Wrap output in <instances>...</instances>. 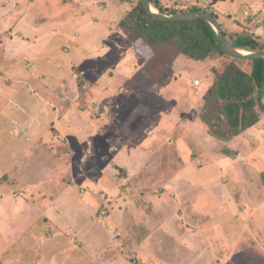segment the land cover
Masks as SVG:
<instances>
[{
    "label": "rangeland",
    "instance_id": "374dc122",
    "mask_svg": "<svg viewBox=\"0 0 264 264\" xmlns=\"http://www.w3.org/2000/svg\"><path fill=\"white\" fill-rule=\"evenodd\" d=\"M162 1L178 10L190 6L210 10L223 2L222 12L219 10L221 13L217 15L227 31L240 32L238 24L248 23L251 19L250 30L256 27L264 29V0ZM134 4L135 1L122 0H0V80L9 75L11 66H15V72H11L13 81H26L24 85L20 84L15 94L12 87L0 86V264H34L33 255L38 251L41 253V250L39 246L35 250H30V247L34 245L33 238L38 237L45 220V217L40 218L41 222H35L31 232L20 234V218L16 219L15 214L10 216L11 208L5 205L4 198L27 201L33 197V201H36V187L47 190L44 191L46 195L54 196L56 192L62 191L57 183L60 181L65 184V188L62 186L64 194L67 192L73 200L84 196L82 187L105 190L114 196L111 203L98 196L86 195V199L94 204L95 218L108 226L110 235H116L114 248L119 251L111 248V245H106L105 251L108 255L112 251L120 253L121 264L211 263L215 252L213 247L206 250L207 242H216L219 249L223 243L232 247L231 244L236 245L234 240L239 235L242 240L251 241L256 247L247 250L242 248L248 242L239 246L242 248L239 251L248 254L247 261H241V264H264V185L259 190L253 180L239 182L237 177L229 180L233 184H226L222 176L226 172L231 175L228 167H221L216 159L204 164V129L201 127H194L190 131L193 134L188 132L186 137H182V133L162 137L158 133H150V130L148 135H144L149 125L155 129L161 116L172 113L180 116L186 102L201 99L213 69L220 67L225 57L198 61L182 55L180 60L185 61L183 68L174 71V67L170 71L165 68L158 77L147 73L146 58L136 52L127 31L119 26ZM246 10L250 17L244 14ZM227 21L231 28L226 27ZM9 39H19L22 43L12 51H7L6 40ZM210 60L214 64L213 68L209 65ZM136 73L135 79L129 82L134 87L133 91L131 88L109 91L108 96L113 94L115 97L113 102L105 95L109 84L106 87L104 85V89L99 92L92 89L102 75L112 79L119 74V80L124 81L125 77L134 78ZM71 74L81 88V92L73 97L71 105L75 110L85 111V115L90 111L88 116L95 123L90 133L93 143L90 144L88 139L79 140L75 136L76 131L71 132L60 120L61 131L72 137L70 149L67 150L68 147L60 142L54 143L53 149L42 148L37 145L38 133H56L50 123L44 122L52 117L41 110L45 106L41 99L48 93L40 91L29 94L28 84L31 87L49 84L56 99H60L57 108L49 105L55 116L66 103L57 94V91H61L57 85L59 75ZM195 78L202 82L201 86L193 83ZM168 79H174V82L171 84L167 82ZM100 80L105 81L103 78ZM16 86L17 89L19 85ZM114 91H117L115 96ZM11 96L15 97V103L9 100ZM27 109L35 117L34 120L26 114ZM202 113L203 108L200 117ZM15 120L19 121V126H15ZM25 125L30 126L27 132L23 131ZM78 137L83 136L79 134ZM112 143L115 149L126 143L130 148L123 146L127 151L123 155L127 162H130V158L132 162H125L122 167L115 165L117 155L112 151ZM210 145L215 150L217 143L207 144ZM257 146L252 144L247 153L253 156ZM221 150L227 151L226 147ZM61 155L63 157L59 159ZM203 165L202 169L198 168ZM255 165L259 166V163ZM58 175L61 179H57ZM34 181L40 183L36 185ZM244 190L253 197L250 203L260 201L256 207L241 200ZM233 195L237 197L234 203H238L240 208H234ZM184 205L188 217L184 214ZM195 205L202 207L194 209ZM244 205L251 209L254 218L248 220L252 222L255 233H244L238 228L244 226L242 223H246L249 218L239 212L240 209L244 210ZM105 207L111 210L109 215L103 216ZM157 210L161 211L167 228H164L161 217L152 214ZM232 212L237 219L227 218ZM124 214L128 219L127 225L123 220ZM147 226L150 228L149 235L144 230ZM201 226L212 232L203 233ZM230 226L232 229L229 233L234 239L231 243L228 241L230 235L227 234ZM50 230L41 231L48 238V243ZM179 230L181 232L178 233ZM79 235L73 230L61 228V233L52 235V242L55 243H52L53 252L49 258L48 253L46 258L43 257L44 249L39 258L43 257L46 263V260H52L57 255V264H98L89 257L95 251L93 242L90 246L87 244L84 254L74 253L70 255L71 259L60 254L59 251L63 249L60 245L70 240L73 243L84 240ZM146 235L150 237L149 240L144 238ZM42 241L43 247L49 246L44 243V239ZM20 242L24 243L25 248H20ZM258 242L260 246H257ZM77 255L84 256V259H77ZM241 257L246 260V256Z\"/></svg>",
    "mask_w": 264,
    "mask_h": 264
},
{
    "label": "crops",
    "instance_id": "0c3cea01",
    "mask_svg": "<svg viewBox=\"0 0 264 264\" xmlns=\"http://www.w3.org/2000/svg\"><path fill=\"white\" fill-rule=\"evenodd\" d=\"M217 5H219V6H217ZM213 8L217 12H220V11L222 12L223 2H220V4H216ZM223 13L225 14L224 11H223ZM244 14L247 15L248 17H250L249 11L246 10ZM251 20H248L249 21V22L247 21L248 23L243 22V24H238V27L241 29V31L246 30L247 32H250V33H253L255 30V34L259 35L262 39H264V29L262 27H260V29L258 27H256L254 30H250ZM230 25L231 24H228V21H227L226 27L231 28ZM6 41H7V44H6L7 51H10V50L12 51L14 48H16L17 45L22 43V41L19 39L18 40L9 39ZM181 56L182 55H179L178 57L175 58V60L173 61V64L170 67H168L169 71L173 67H174L173 71L179 70V69L184 67L183 65L185 64V61L180 60L182 58ZM206 60H204V61H206ZM177 63H179L178 66H175ZM209 65L211 66V68H213L214 64H213L212 60H210ZM14 69H16L15 66H11V68L8 72L9 75H6L4 78H2V80H0V86L2 85L4 87H9L10 89L12 87V91H14V94H15L17 92V90H19L20 84L24 85L26 83V81L23 79L21 81L18 79H15L13 81V76H12L11 72L14 73L15 72ZM16 73H18V72H16ZM137 73L135 74L134 78L125 77L124 81L119 80V74H118V76H116L115 78H112V79H110V78L106 79L104 77V75L101 74L102 75L101 78H103V80H105V81L104 82L101 81L100 80L101 78H100L99 80L96 81L97 84L96 83L93 84L92 89L95 92H99V91H101L100 89H104L103 88L104 85L106 87L109 84L108 90L105 93V95L109 99H111V101L113 102V98L115 99V97H113V94H111V97L108 96L109 91L113 90V89L120 91L123 88H131L133 91L134 87L132 85H130L129 82L132 79H135V77L137 76ZM138 76L140 77V75H138ZM174 79H176V78H174ZM174 79L169 80L167 82H169V83L171 82V84H172L174 82ZM195 79H193V83H194ZM209 79H210V82L206 86L204 96L201 97V99H199L197 102H194V101L186 102V104H184L183 107L181 108L182 113L180 116L176 115L175 113H172L170 115L161 116L162 118H160L159 121L157 122L155 129H154V127H152V125H149V127L145 128L144 135H148L147 134L148 130H150V133H154V134L158 133V135H161L162 137L163 136L168 137L169 135H172V136L173 135H180V133H182V137H186L185 135H187L186 133H188V132H189L188 134H190V135L193 134L190 131L192 129H194V127H197V126L201 127V129H204V134H203L204 135V143H205V153H204L205 157L203 159L204 164L208 163L210 160L214 161L216 159L217 161L220 162L221 167L226 166L230 169L231 175L226 172V173H223V176H222V180L225 179L227 181L226 184H229V183L233 184V182L229 181V180L230 179L234 180V177H237L239 182H242L245 179H250V180H253L254 183H257L258 189L261 190V186L264 185V116L261 117L260 122L249 127L243 133H241L237 136H234L232 139H230L228 141L220 140V139L214 137L213 135H211L208 132L207 125L203 122L202 118L200 117V112H202V108H203V105L205 102L206 92L209 89L210 85L212 84L213 76H211ZM16 85H19V87L17 89H16V87H17ZM57 85L59 87H61V91H59V92L57 91V94L60 95V97H62V99L64 101H66V103L63 104L59 108L58 113L54 116L53 112L51 113L52 110L49 109V105L55 106V108H57L56 104L58 102H60L59 101L60 99H56V95L52 92L51 88L49 87V84H41L39 86H32V87L28 84L27 91L29 94L30 93L31 94L40 93V91H44V92L48 93V94L44 95L43 98L41 99V103L45 104V106H43V108L41 110L46 115L50 114L52 119L51 118L45 119L44 122L50 123L52 125L51 128H54L56 130L55 134L53 133V131L51 132V134L48 133L47 131H43V132L41 131L40 133H38L40 135H39V139H38L39 142H37L38 143L37 145L42 147V148L48 147L50 149H53L54 148L53 144L60 142V143L65 144L66 147H68L67 150L70 149V143L72 142V137L70 135L68 136V135L64 134L61 131V128H60L59 123H58V121H60V120H63V123H64L63 125H66L67 129L70 128L71 132H74V130L76 131L75 136L79 140L83 141L85 139H88L90 141V144L93 143V139L91 138L90 133H91V130L94 128V126L92 125L94 123V120L91 119L90 116H88L89 115L88 113L90 111H88V113H86V115H85L84 114L85 111L75 110V108L72 107V105H71V103H72L71 101H72L73 97H75L78 93L81 92V88L79 87V85H77V81L74 78L73 74L68 75V76L67 75H59V80L57 81ZM114 85L116 87L112 88ZM123 85H124V87H123ZM201 85H202V82L200 81V85H196V86H201ZM90 86H86V87H90ZM117 91H114V96H115V93H117ZM94 98L98 99V97H96V96ZM9 100H11L12 102L15 103V97L14 96H11ZM17 104H19V102H17ZM70 105H71V107H70ZM26 114H28V116L32 117V120H34L35 117L32 116V113L28 109L26 110ZM47 121H49V122H47ZM14 124H15V126H19V121L15 120ZM38 125H41V124L38 123ZM29 129H30V126L29 127H28V125L23 126V131L27 132V131H29ZM175 129H177L176 132H174ZM19 130L21 131V129H19ZM16 133H17V130H16ZM79 134L82 135L83 137L79 138L78 137ZM147 138H148V136H147ZM26 139H29V137H26ZM56 139H58L57 142H55ZM146 142H148V141L146 140ZM213 142L217 143L215 150L210 148L211 145L207 146V144H209V143L212 144ZM125 144L123 146L128 147ZM250 144H251V146H252V144H254V146L258 145L256 147L257 151L253 156L251 153L250 154L247 153L251 148V146L248 147V145H250ZM87 146H89V145H87ZM111 146H112L111 147L112 151L114 153H116V155H117V159H115V161H114L115 165H120V167H122L124 165L123 163L126 162V164H129L132 162L131 158H130V162H127L125 160L127 158H125L124 157L125 155H123V154L126 153L127 151L123 148V146L119 145L118 149H115L114 143H112ZM134 146L135 145H133V147ZM224 147H226L227 151L221 150ZM128 148H130V147H128ZM246 148H248V150ZM228 151H230V152H228ZM209 155H211L210 156L211 159L208 157ZM66 156L68 158V155H66ZM62 157H63L62 155L59 156V159H61ZM59 159H57V160H59ZM255 163H259V166H256ZM203 167H204V165L201 167H198V168L202 169ZM179 177H181V176L179 175ZM57 179H61V178H59V175H58ZM39 183L40 182H37V181L35 182L36 185H38ZM57 183L61 186L62 191H60L59 193L56 192V194H54V196L51 194L46 195V192H44V191H47V190H44L43 188L40 189V187H36V189L38 190L35 192L36 193V195H35L36 201H33V197H31L27 201H24L23 199H20V198H19L20 200H16L15 198H11V197H9V198L7 197V199L4 198L5 205L7 207L10 206V208H11L10 209V212H11L10 216L11 215L14 216V214H15L17 216L16 219L20 218L19 227H18V229L20 228V230H18V231H20L19 232L20 234L25 233V232H27V233L31 232L32 229L34 228V223L35 222H41V220L39 221V219L45 217L44 218L45 220L42 222L43 224L41 226L40 233H39V235H37L38 237L34 236V238H33L34 245H31V247H30V250L31 249L35 250L39 246V249L41 250V253H39V251H38V253L36 252V254L33 255L32 261H34V264H49V260H50V264H57V259H58L57 255L52 260L51 259H49L48 261L46 260V263H44L43 257L46 258L47 253H48V258H49L51 251L53 252V250L51 249V246H52V243H55V242H52L53 241L52 235L57 234V233H61V228H66V231L67 230L68 231L73 230L76 233L78 232L81 234L79 236L83 237V239H84L78 243H73V241L70 240L67 244L60 245V246H63V249H61L59 251V252H61L60 253L61 255H67V256H69V259H71L70 255H72L74 253L76 254L78 252H82L84 254V250H85V247L87 246V244L90 246V245H92V242H93L95 245V248H94L95 251H94V254H91L89 256L90 259L93 260V262L98 263V264H101V263L102 264H121L122 260H121L120 253L118 254V253H116V251H112V253L110 255H108L107 251H105L106 245H108V247L111 245V248L119 251V249L114 248L115 247L114 240H115L116 235L115 234L113 236L110 235V232L108 230V226L106 224L101 223L100 220L95 218L94 211H93L94 204H91L90 201L86 199V195L95 196V197L98 196V197L106 199V200L108 199L109 203H111L114 196L109 195L107 193V191H105V190L92 189V188L86 189V188L82 187L81 191L84 193V196L82 198H80V196H78L77 200H73L68 196L67 192H65V194H64V192H63L64 189L62 186L64 185V188H65V184L63 182L61 183V181L57 182ZM110 183H111V180H110ZM262 191H264V190H262ZM21 194L24 195L25 193L21 192ZM40 194H43V196H41ZM185 197H186V195L184 196L183 200H185ZM236 198L237 197L235 195H233V197H232L233 206H234V208H240L238 203L237 204L234 203V201L237 200ZM251 199H253V197H251V194L248 191L244 190V192L241 193V200L246 204H253L252 206L256 207V203L260 202V201H257V202L252 201V203H250ZM184 207H185V205H184ZM200 207H202V206L195 205L194 209L195 208L199 209ZM242 207H244V210L240 209L239 212L243 215H246L249 218H247L246 223H242L244 226L240 225V226H238V228L242 229L241 232H244V233H247V232H249L248 234L255 233L256 231H255V228L252 227V222H250L248 220V219H250L252 221L253 220L252 218H254L251 216V209H249L248 205H244ZM194 209H193V212H196ZM104 210H108V213L103 214V212H102V215L103 216L109 215L111 209H109V207H105ZM126 214H127V212H126ZM152 214L154 215V217L155 216L161 217L164 228H167V226L164 224L165 221L162 218L161 211L157 210V212L154 211ZM184 214H186V216H187L186 207L184 210ZM123 216H124L123 220H125V222H126L128 219L126 218L125 214ZM227 218L230 220L232 218L237 219L236 215L233 214V212L231 214H229L227 216ZM228 219H226V220H228ZM126 225H127V222H126ZM66 226H68V227H66ZM195 226H198V225H195ZM50 228H51V230H50ZM164 228H162V229H164ZM201 228H203L201 230H203V233H205V234L212 232V230L204 229L203 226H201ZM43 229H45L46 232L49 230L51 231V238L49 240V243L47 242L48 238L41 234L42 233L41 231ZM231 229H232V226L227 228V234H228V236L230 235V240H228L229 243H231L234 240V239H232V235H231L232 233L231 232L229 233V231ZM144 230H146V234L150 233L149 232L150 231L149 226L145 227ZM179 232H181V231L179 230L178 233ZM118 234L120 235L121 232L118 231ZM148 235H146L144 237V238H146V240L150 239V237L149 238L147 237ZM20 238H23V237L20 236ZM43 239L45 241L44 243H46V245H49L48 247L42 246V244H43L42 240ZM234 241L236 242V245L231 244L232 247H229L227 244L225 245V243H223L222 244L223 247L221 249L216 247L218 245L216 242H207L208 246H207L206 250L208 251L209 248L213 247L215 255H213V257L211 256L213 258L211 263L206 261L205 264H220V263L221 264H241V261H244V262L247 261L248 254L242 253L239 250H241L242 248H244L245 250L254 249L256 247L253 245V243H250L251 241L242 240L240 235H239V237H236ZM39 242H41V244ZM247 242H248V244H246L244 247H242L243 244H245ZM254 243H255V241H254ZM19 245H20V248H21V246L23 248H25L24 243L20 242ZM159 245L161 246V244H159ZM226 246H228V247H226ZM239 246H241L242 248H239ZM257 246H260L259 242H258ZM224 248H226V249H224ZM43 249L45 251L44 256L42 258H39L42 255ZM103 251H105V252H103ZM201 254H204V253L202 252ZM242 255L246 256V260L241 257ZM82 258L84 259V256L79 257V255H77V259H82ZM118 258H119V260H118ZM65 259L67 260L66 256H65ZM74 260H76V259H74ZM20 261H21V259L19 257V262Z\"/></svg>",
    "mask_w": 264,
    "mask_h": 264
},
{
    "label": "trees",
    "instance_id": "16d2710c",
    "mask_svg": "<svg viewBox=\"0 0 264 264\" xmlns=\"http://www.w3.org/2000/svg\"><path fill=\"white\" fill-rule=\"evenodd\" d=\"M122 1H135L119 26L127 31L136 52L146 58L145 67L149 74L158 77L179 55L198 61L225 57L220 67L213 69L212 84L206 92L201 115L211 135L228 141L261 121L264 114V59L238 58L227 54L216 30L204 19L159 20L147 12L143 0ZM150 2L161 13L207 11L218 19L219 12L213 7L214 10L198 6L178 10L168 7L162 0ZM221 25L223 27V23ZM223 30L238 49L264 50V39L255 33L246 30L232 32L225 27Z\"/></svg>",
    "mask_w": 264,
    "mask_h": 264
},
{
    "label": "water",
    "instance_id": "95a60500",
    "mask_svg": "<svg viewBox=\"0 0 264 264\" xmlns=\"http://www.w3.org/2000/svg\"><path fill=\"white\" fill-rule=\"evenodd\" d=\"M144 8L150 13L152 16L159 20L165 21H182V20H194V19H204L208 21L216 30L220 42L222 44L225 52L233 57L238 58H246V59H264V50L261 51H247L234 47L230 42L227 35L224 33L223 27L220 21L207 11H188V12H180V13H172L166 14L161 13L157 9H155L150 0H143ZM262 106L264 108V92L262 94Z\"/></svg>",
    "mask_w": 264,
    "mask_h": 264
},
{
    "label": "built area",
    "instance_id": "2783aa9c",
    "mask_svg": "<svg viewBox=\"0 0 264 264\" xmlns=\"http://www.w3.org/2000/svg\"><path fill=\"white\" fill-rule=\"evenodd\" d=\"M194 83H195V85H200V80L195 79V80H194ZM107 213H108V210H104V211H103V214H107Z\"/></svg>",
    "mask_w": 264,
    "mask_h": 264
}]
</instances>
